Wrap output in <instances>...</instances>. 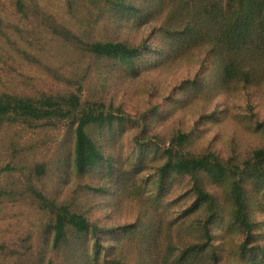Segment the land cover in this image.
<instances>
[{
	"label": "rangeland",
	"instance_id": "374dc122",
	"mask_svg": "<svg viewBox=\"0 0 264 264\" xmlns=\"http://www.w3.org/2000/svg\"><path fill=\"white\" fill-rule=\"evenodd\" d=\"M217 1L208 0V7ZM24 2L26 18L14 0H0V94L78 92L83 102L102 103L124 120L90 130L104 162L84 174L72 168L69 119L0 124V264H170L182 247L206 243L207 208L184 215L195 198L194 180L167 176L160 186L167 150L173 157L209 154L229 168L238 166L250 233L232 220L231 178L197 176L218 203L208 225L211 245L220 254L217 264H264V183L243 165L264 148V54L217 50L212 28L181 47L176 33L163 30L177 0H125L135 10L115 11L105 0ZM190 2L187 18L198 13L200 1ZM157 5L162 7L153 14ZM52 28L85 42L150 49L128 62L99 58ZM256 36L248 40L251 47ZM233 62L241 78L220 76L222 64ZM179 135L187 136L181 144ZM41 195L83 214L90 231L70 234L66 245L53 249L51 215L41 208ZM109 229H116V242H110ZM207 250L198 264H213Z\"/></svg>",
	"mask_w": 264,
	"mask_h": 264
},
{
	"label": "trees",
	"instance_id": "16d2710c",
	"mask_svg": "<svg viewBox=\"0 0 264 264\" xmlns=\"http://www.w3.org/2000/svg\"><path fill=\"white\" fill-rule=\"evenodd\" d=\"M105 1L113 11L118 9L135 10V6L127 4L125 0ZM198 1H200L198 13L194 16L189 18L183 16L186 7L189 9V14L193 12V8L189 5L190 0H177V4H173L176 7L173 10L174 12L170 13L169 10L165 17V23H168V25L163 30L176 33L179 36L181 47L189 41L196 40L203 33L208 34L209 29L212 28L216 33L215 38L218 39L217 50H231L232 52L238 50L237 56L250 50H257L255 53L259 55L264 54L262 52L264 50V0H218L209 5L211 9L207 5L208 0ZM14 7L19 15L24 18L27 17L28 6L24 0H14ZM161 7L162 5L154 6L151 12L155 14L159 12ZM34 11L35 15L40 13L37 9ZM52 32L76 49L99 58L119 59L128 62L139 56L143 50L150 49L145 45L130 47L124 42H85L64 28H52ZM253 33L257 35L258 44L251 47L248 40ZM221 70L220 76L234 79H237L240 73L242 74L235 66V62L229 65L223 63ZM104 108H106L104 104L99 102H83L78 92L60 95L40 94L35 98L2 93L0 94V124L11 122L29 126L41 121L69 119L73 126L72 168L77 174H84L99 168L104 162V153L93 139L90 130L111 126L116 120H124L121 116L110 112L108 108V111H105ZM178 137L177 144H181L187 139L186 135H179ZM243 165L247 172L249 171L255 178H260L264 183V148L255 150L249 160L243 161ZM233 170H236V172ZM238 171V166L229 168L209 154L199 157H173L172 152L167 150V161L160 168L158 178L161 183L160 186L162 187V182L167 176L169 178L172 176H189L194 180L195 198L184 211V215H194L202 208H207L209 212V216L202 227L203 237L207 242L198 246L197 244H191L182 247L178 254L173 255L170 264H198L202 255H205L208 251L207 248L212 251L211 255H208L209 258L212 256L213 264H217L218 259L221 260L220 254L214 252L217 247L214 244L211 245L212 234L209 232L208 227L217 217L218 203L210 193L203 191L199 185L197 176L200 173H206L214 182L223 181L227 177L231 178L232 204L234 207L232 220L234 223L241 224L250 233L253 223L248 218L247 204L241 184L242 177ZM42 172L43 166H41ZM39 199L41 208L47 209L51 215L50 231L53 249L66 245L70 234L74 233L82 236L90 231L91 224L83 214L72 212L66 205L56 204L42 195ZM117 229L122 230L121 227ZM115 231L116 229H109L108 238H110V242L118 240ZM122 231L125 235L126 229ZM258 249L262 250V248ZM96 255H98V252H96ZM114 259L113 257V262L119 261ZM115 263L120 264L119 262Z\"/></svg>",
	"mask_w": 264,
	"mask_h": 264
}]
</instances>
